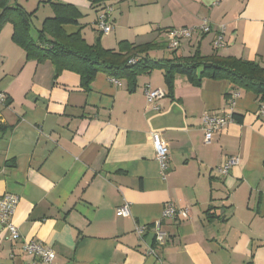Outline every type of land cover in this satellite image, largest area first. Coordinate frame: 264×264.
Here are the masks:
<instances>
[{"label":"crops","instance_id":"obj_1","mask_svg":"<svg viewBox=\"0 0 264 264\" xmlns=\"http://www.w3.org/2000/svg\"><path fill=\"white\" fill-rule=\"evenodd\" d=\"M48 1L18 0L29 12ZM60 1L82 11L77 29L65 28L90 26L82 32L90 44L155 42L150 55L161 59L172 55L169 29L206 21L211 30L182 39L178 55L199 49L264 65V0H107L115 7L108 34L98 29L94 0ZM218 34L224 43L216 47ZM12 35L8 23L0 31V197H19L13 222L21 238L11 240L0 221V264H48L25 251L31 241L51 247L56 264H264V111L256 93L227 79L193 85L177 75L170 94L161 69L140 73L135 85L99 72L84 87L77 72L56 76L52 61L28 58ZM148 86L166 91L158 108L147 101ZM206 113L241 120L206 142ZM154 132L169 150L164 170ZM232 156L239 164L221 175L216 168ZM168 203L177 217H164ZM125 204L130 214L119 215Z\"/></svg>","mask_w":264,"mask_h":264},{"label":"trees","instance_id":"obj_2","mask_svg":"<svg viewBox=\"0 0 264 264\" xmlns=\"http://www.w3.org/2000/svg\"><path fill=\"white\" fill-rule=\"evenodd\" d=\"M48 2L53 15L35 26L34 34L32 25L37 10L29 12L17 0H0V31L6 24H12L13 41L26 51L28 58L52 61L56 76L63 70L75 71L80 74L82 85L89 87L94 77L104 72L115 79H128L135 85L140 73L161 69L170 94L177 75L185 76L193 85H200L208 78L227 79L235 87L253 91L264 103V65L259 62L217 53L204 55L199 49L190 56L178 55L173 49L170 57L157 59L150 55L160 45L155 42L136 44L122 40L118 49L104 47L100 38L90 44L81 30L69 33L65 28L80 23L83 13L77 6L60 0ZM94 4L100 7V13L109 3L94 0ZM3 128L0 124V129Z\"/></svg>","mask_w":264,"mask_h":264},{"label":"built area","instance_id":"obj_3","mask_svg":"<svg viewBox=\"0 0 264 264\" xmlns=\"http://www.w3.org/2000/svg\"><path fill=\"white\" fill-rule=\"evenodd\" d=\"M222 0H215V3H218ZM113 6L111 4H105L102 7L97 20V26L100 32L103 34H108L112 31V17ZM211 30L209 24L205 21L199 27H179L169 29L167 31L168 41H169V48L177 49L180 46L181 40L184 38H192L196 33H207ZM223 35L218 34L217 38L215 39V46H221L223 42ZM114 83H119V81L115 78H112ZM166 91L158 88H152L150 86L146 89V98L150 104H155L156 108H158L159 101L165 98ZM1 99H4V96H0ZM261 110L264 111V103L261 105ZM233 114H213V113H206L203 117V121L205 124V140L206 142H211L213 136L219 132L223 127H225L229 122L234 121ZM153 143L156 150V158L160 163L161 168L164 170L168 166V157H169V150L163 139L161 138L160 134L154 132L152 134ZM240 158L237 156H232L228 158L224 164L217 167L216 170L221 175H228L230 170L239 164ZM19 204V197L14 194H4L0 197V221L4 224L6 229L8 230L9 237L13 241H17L21 238L20 231L17 225L13 222V215L17 209ZM119 215H129L130 210L128 204H125L121 208L118 209L117 212ZM181 213V211L173 204L168 203L166 208L164 209V217L175 218ZM153 230L156 234V241L159 244L165 243L166 233H164L160 227L161 223L159 221L155 222L152 226ZM144 226H139L137 228L138 234L142 236L145 232ZM25 251L34 256L38 257L45 263L48 264H56V254L55 251L51 247L44 246L40 242L31 241L24 245ZM153 253L154 251L151 250Z\"/></svg>","mask_w":264,"mask_h":264},{"label":"rangeland","instance_id":"obj_4","mask_svg":"<svg viewBox=\"0 0 264 264\" xmlns=\"http://www.w3.org/2000/svg\"><path fill=\"white\" fill-rule=\"evenodd\" d=\"M112 6H113V11H112V14H113L114 11H115V7H114V5H112ZM51 15H53V9H52L51 4L49 2L47 4L46 3L41 4L38 12H36V16L33 17L34 18V24L32 25V32L35 34V28L34 27L35 26H40L41 21H43L44 18L49 17ZM67 26H66L67 28H70L72 30H74L76 28L75 25H67ZM82 32L85 34L87 32L90 33V32H93V31L90 28V26H87V27L84 28V30Z\"/></svg>","mask_w":264,"mask_h":264}]
</instances>
